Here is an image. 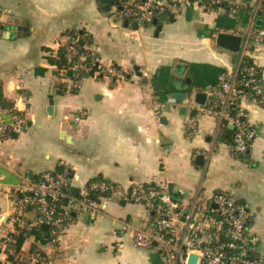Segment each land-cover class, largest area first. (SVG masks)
<instances>
[{"label":"crops","instance_id":"obj_1","mask_svg":"<svg viewBox=\"0 0 264 264\" xmlns=\"http://www.w3.org/2000/svg\"><path fill=\"white\" fill-rule=\"evenodd\" d=\"M120 10L118 0H0V88L26 119L17 138L0 135V184L10 190L63 167L71 171V186L78 196L97 177L117 188L103 201V211L92 218L75 210L59 242L45 245L32 235L38 231L35 210L27 209L18 223L14 198L4 191L0 193V241L25 231L27 239L18 256L23 264L36 263L33 246L54 264H164L155 249L136 248L132 238L121 232L125 222L145 226L144 208L127 201L126 194L133 186L152 182L167 185L172 198L184 205L197 193L208 200L220 190L234 192L254 214L255 255L264 260V106L244 104L248 121L258 131L248 162L234 156L221 130L218 134L216 118L193 98L233 72L234 54H218L215 41L221 33L244 37L252 14L245 10L232 20L190 8L174 15V21L172 15L163 19L158 37L154 26V32L142 40L146 28L135 29L132 24L139 30L138 44L133 45L119 38L118 25L110 18H118ZM210 15L215 16L213 21L201 20ZM171 25L177 28L175 33ZM122 28L124 38L130 39L133 33L124 23ZM72 31L86 33L105 67L114 65L126 72L138 67L148 77L140 78L135 71L116 80L94 75L76 78L74 83L65 70L58 77V68L49 58L57 56ZM249 57L260 68L264 84V46H254ZM189 75L196 84L193 97L170 105L172 94L190 91L185 86ZM60 83L67 86L64 95L57 93ZM51 98L53 115L48 113ZM183 106L188 108L186 114L180 113ZM193 110L198 111L194 117ZM5 116L0 110V121ZM163 118L167 124L161 123ZM193 120L197 132L190 134L188 125ZM199 156L203 166L196 163ZM44 230L51 236L49 228ZM0 264H12L1 250Z\"/></svg>","mask_w":264,"mask_h":264},{"label":"built area","instance_id":"obj_2","mask_svg":"<svg viewBox=\"0 0 264 264\" xmlns=\"http://www.w3.org/2000/svg\"><path fill=\"white\" fill-rule=\"evenodd\" d=\"M118 6L121 7L118 16L122 23L128 21L129 26L137 24L142 28L153 27L154 21L159 23L161 19L181 14L190 8L232 20L242 11H250L253 20L245 36H240L242 43L236 54L235 69L222 77L217 88L212 87L206 92L208 100L202 107L216 118L218 134L223 124L236 129L231 150L237 155L246 153L257 138L258 131L248 121L244 104L264 106V85L260 82L256 63L244 68H241V63L249 57L254 46H264V0H118ZM258 20L262 22L260 27L257 26ZM78 42L79 39L72 42L70 55L77 54ZM86 49L92 52L91 62L97 65L98 73L116 75L113 67L105 68L95 50L91 47ZM86 60L87 56H83L82 62L72 70L76 73L89 72L84 64ZM143 75L148 77L146 72ZM25 125V119L17 117L12 127L16 132H21ZM7 127L1 120L0 135ZM188 132H197L194 120L189 123ZM71 179V171L62 168L45 172L38 180H24V183L10 190L0 184V193L6 191L10 198H14L18 223H21V214L33 208L38 227L47 225L51 231V241L56 244L75 210L93 218L104 210L103 201L117 191L113 182L102 178L90 181L84 194L76 197ZM91 194L97 198H92ZM21 195L25 198L21 199ZM126 200L141 205L147 220L143 227L125 222L121 232L132 238L136 248L155 249L162 256L164 264H189L191 256H197V264H264V260L255 255L257 238L251 233L254 214L232 191L220 190L208 200H202L197 193L189 205H184L172 198L167 185L151 182L131 187ZM13 235L0 241V250L9 261L10 257L17 259L19 256ZM54 263L49 261L48 264Z\"/></svg>","mask_w":264,"mask_h":264},{"label":"trees","instance_id":"obj_3","mask_svg":"<svg viewBox=\"0 0 264 264\" xmlns=\"http://www.w3.org/2000/svg\"><path fill=\"white\" fill-rule=\"evenodd\" d=\"M259 17L262 18L263 16L259 15ZM260 18H258V19H260ZM259 21L260 20H258L257 22H259ZM261 24H262V22H261ZM257 26L260 27L261 25L257 24ZM66 35H68L67 36L68 40H69L68 43L59 50L56 57H53V58L50 57L49 62L52 66H56L58 68V71L56 73V75L58 77L61 78L60 71L65 70V71H67V74H68L67 76L70 79H72L75 83L77 80L76 78L81 79L84 76L83 75L84 73L82 71H79L78 73H76L72 70L75 65H78L82 62L81 61L82 57L87 56V60L84 62V64H86L87 66L92 65V62H91L92 52L90 50L86 49L87 47L91 46L90 45L91 42L88 39V37L86 36V33L84 31H72ZM76 39H79V42L76 45L77 54L76 55H70L69 49L72 46V42L75 41ZM254 63H255V61L252 58L246 57L245 59H243V61L241 63V68L250 67ZM98 72H99V70H98L97 65H92L91 69L88 73L90 76H94V75H97ZM70 73H71V75H70ZM97 76H98V78H103L106 75L103 73H98ZM258 76H259L261 84H263L260 68H259ZM217 86H218V84L215 85L214 87L217 88ZM67 90H68L67 86L63 83H60L59 84V90L57 93L60 95H64ZM209 102H211V99ZM209 102H208L207 106L209 105ZM0 110L6 112V116L2 120H3V123L8 126L7 130L4 132V134L1 135V138H3V139H15V138H17L19 133L13 129L12 125L15 123V118H17V117L23 118V114L15 108V104L12 101H10L4 97V94H3V91L1 88H0ZM232 115H233V113H232ZM220 135H221L223 141L226 142L230 147H232L234 145V139H235V135H236V129L235 128H231L228 124H223L221 127V134ZM252 144H253V142L250 144L249 150L244 154L237 155L232 151L234 156L237 157L238 159L246 160L249 162L250 161V149L252 147ZM62 168L63 167H61L60 169H62ZM39 178H40V176L34 178V180H38ZM100 179H102V177H97L93 180H100ZM91 197L97 198V196H95L94 194H91ZM65 204H67V203H65ZM37 229H38V231L32 232V235H34L36 237V240L40 241V243L42 245H45L48 241H51V238L49 236V231H45L42 228V226H39ZM43 235H44V237H43ZM40 236H42V238H40ZM13 238L16 240L17 253L20 254L22 247H23V245L27 239V235H26L25 231L21 232V230H20L17 234L13 235ZM31 252L34 253L35 256H37V261L35 264H48L49 261H53L52 259H49L47 257V255L45 253H43L41 250H38L35 246L32 247ZM10 261L12 262V264H23L21 258H18V257H17V259L15 257H10Z\"/></svg>","mask_w":264,"mask_h":264},{"label":"water","instance_id":"obj_4","mask_svg":"<svg viewBox=\"0 0 264 264\" xmlns=\"http://www.w3.org/2000/svg\"><path fill=\"white\" fill-rule=\"evenodd\" d=\"M108 10L110 9V7L107 8ZM175 19V16L172 15L171 16V21H174ZM258 25H261V21L257 22ZM124 26L125 28H128L129 27V22L128 21H125L124 22ZM154 26L156 27V37L159 36L160 32L162 31V25H160L158 23V21H154ZM133 28L137 29L138 28V25L137 24H133ZM21 31H24V32H27L28 31V28H21ZM216 45L219 47V48H222L226 51H229L231 52L232 54H234L233 56V64H236L237 62V56L236 54L240 51V47H241V43H242V38L240 36H236V35H230V34H225V33H221L217 36L216 38V41H215ZM91 69V65H88L87 66V70H90ZM135 71H136V74L138 77L142 78L143 77V73L140 71V69L138 67L135 68ZM71 75V73H70ZM84 78L88 79L90 78V75L88 72H86L84 74ZM147 83V81H145ZM185 86H187L190 91H187V92H180V93H174L172 94L171 98L169 99V104L170 105H175L177 106V104H179L180 102H184V101H187V100H190L192 97H193V89L196 87V84L192 81V76L189 75L185 81ZM177 90L181 91L182 90V84H178L177 85ZM194 98V103L197 105V106H201V107H204L206 105V102H207V94L205 93H202V92H198L195 94V96L193 97ZM54 104H55V101L53 100V98L50 99L49 101V108H48V113L49 115H53L54 113ZM170 105L166 107V110H170ZM188 111V108L186 106H183L180 108V113L181 114H186ZM198 113L197 110H193L191 112V116H196ZM161 123L162 124H167V119L166 118H163L161 120ZM28 126H31V122L28 123ZM26 131V129L24 130V132ZM64 136V134L62 135ZM197 164L199 165H204V159H203V156H199L197 158V161H196ZM30 176H32V174H30ZM74 195L77 197L78 196V191L75 190L74 191ZM89 217H91L89 215ZM43 229H47L48 226L47 225H43L42 226ZM197 256H191L190 259H189V264H197Z\"/></svg>","mask_w":264,"mask_h":264},{"label":"rangeland","instance_id":"obj_5","mask_svg":"<svg viewBox=\"0 0 264 264\" xmlns=\"http://www.w3.org/2000/svg\"><path fill=\"white\" fill-rule=\"evenodd\" d=\"M214 17L215 16H213V15H210V16H205L204 18H201V20H203V21H206L208 18L210 19V20H214ZM111 18V20H112V22L113 23H116L117 25H118V30H117V34L119 35V38L122 40V41H128V43H130V44H133V45H137L138 44V40H137V34H136V32H139V30H134V29H132V25L131 26H129L127 29V31H129L130 33H133V35H132V37L130 38V39H125L124 38V31H125V29H123L122 28V20L118 17L117 18V16L116 15H113V16H111L110 17ZM160 21V23H162L163 22V19H161V20H159ZM169 29L171 30V32L172 33H175L176 32V27L174 26V25H171L170 27H169ZM154 32V26L153 27H148V28H146V32H144V33H142V34H140L141 36H142V40H144V35L145 34H152ZM162 37V36H161ZM216 47V51H217V53L218 54H220V55H225V56H230L231 54L229 53V51H226V50H223V49H221V48H219V47H217V46H215ZM114 68V71L116 72V75L115 76H108V77H113V78H115V80L118 78V76H123V77H126L125 75L126 74H134V72H135V70H134V68H131V69H129L127 72L126 71H124V69L123 68H119L118 66H114V65H112V66H110L109 68ZM106 68V67H105ZM106 75H108L107 73H105ZM157 100V99H156ZM158 101V100H157ZM159 102V101H158ZM160 113H162L161 111H160ZM25 121H26V119H25ZM115 198H118V195L116 194V197Z\"/></svg>","mask_w":264,"mask_h":264}]
</instances>
